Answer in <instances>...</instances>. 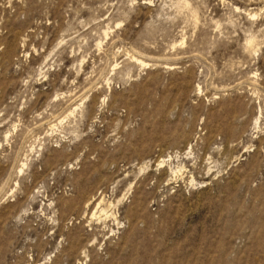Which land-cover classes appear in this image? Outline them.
Masks as SVG:
<instances>
[{"label":"rangeland","instance_id":"374dc122","mask_svg":"<svg viewBox=\"0 0 264 264\" xmlns=\"http://www.w3.org/2000/svg\"><path fill=\"white\" fill-rule=\"evenodd\" d=\"M0 264H264V0H0Z\"/></svg>","mask_w":264,"mask_h":264},{"label":"bare ground","instance_id":"6f19581e","mask_svg":"<svg viewBox=\"0 0 264 264\" xmlns=\"http://www.w3.org/2000/svg\"><path fill=\"white\" fill-rule=\"evenodd\" d=\"M140 64L141 65H145V63L143 62V61H140ZM147 65V64H146ZM163 162V161H162ZM98 204H100V203H98ZM103 212H105V211H103Z\"/></svg>","mask_w":264,"mask_h":264}]
</instances>
